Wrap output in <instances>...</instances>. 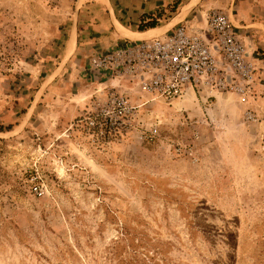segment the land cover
I'll return each instance as SVG.
<instances>
[{"label":"rangeland","instance_id":"374dc122","mask_svg":"<svg viewBox=\"0 0 264 264\" xmlns=\"http://www.w3.org/2000/svg\"><path fill=\"white\" fill-rule=\"evenodd\" d=\"M102 1L0 0V264H264V122L245 117L264 99L133 91L139 130L94 145L78 123L90 55L192 0ZM211 8L263 71L264 0H196L180 23Z\"/></svg>","mask_w":264,"mask_h":264},{"label":"built area","instance_id":"2783aa9c","mask_svg":"<svg viewBox=\"0 0 264 264\" xmlns=\"http://www.w3.org/2000/svg\"><path fill=\"white\" fill-rule=\"evenodd\" d=\"M202 17L205 26L198 30L178 23L162 35L90 55L89 73L99 86L78 123L94 145H110L139 130L142 104L132 101L133 91L170 102L190 93L231 94L245 104L264 99V70L231 13L211 8ZM245 117L264 122V107L261 113L248 107ZM32 189L45 195L43 182L35 180Z\"/></svg>","mask_w":264,"mask_h":264},{"label":"crops","instance_id":"0c3cea01","mask_svg":"<svg viewBox=\"0 0 264 264\" xmlns=\"http://www.w3.org/2000/svg\"><path fill=\"white\" fill-rule=\"evenodd\" d=\"M101 1V0H100ZM104 3H108V0L107 1H102ZM190 2V1H189ZM194 4V3H193ZM193 4L191 6H189V8H187V11L185 10L184 12V15L180 16V13L183 9V7L185 5H187V3L182 7L181 11L178 13V15H176V17H174L172 19L171 22L165 24V25H160L158 27H154V28H149L147 30H144V31H139V30H131L129 29L131 32H133V36H128V35H125L126 37H128L129 41H132V40H139V39H145V38H150V37H153V36H158V35H162L164 33H166L167 31L169 30H172L174 28V26H176L178 23L182 22L183 21V18L185 19L186 16H188L191 12V7L193 6ZM193 12V11H192ZM191 12V13H192ZM232 15V14H231ZM233 16V15H232ZM192 25V30H198L199 28H203L205 26V21L204 20H201V19H198L194 22V24H191ZM116 27L117 29L119 30V27H118V24H116ZM242 30H240L241 32ZM120 32V31H119ZM121 33V32H120ZM122 34V33H121ZM251 36V35H250ZM245 37V36H244ZM247 40L248 38L245 37ZM71 39L76 42V37L74 38V35L71 36ZM249 40H250V37H249ZM248 40V42H249ZM252 40V39H251ZM254 40V39H253ZM252 40V41H253ZM252 41H251V44H252ZM71 42V41H70ZM255 42V41H254ZM250 43V42H249ZM70 45V44H69ZM253 45V44H252Z\"/></svg>","mask_w":264,"mask_h":264},{"label":"trees","instance_id":"16d2710c","mask_svg":"<svg viewBox=\"0 0 264 264\" xmlns=\"http://www.w3.org/2000/svg\"><path fill=\"white\" fill-rule=\"evenodd\" d=\"M160 18H161V15H159V16H154V15L143 16V18L141 19V23L138 26L137 30L144 31V30H147L149 28H154V27L160 26L161 25L159 22Z\"/></svg>","mask_w":264,"mask_h":264},{"label":"bare ground","instance_id":"6f19581e","mask_svg":"<svg viewBox=\"0 0 264 264\" xmlns=\"http://www.w3.org/2000/svg\"><path fill=\"white\" fill-rule=\"evenodd\" d=\"M196 0H192L190 2L187 3V5H185L180 13V16L184 15L185 10L187 11V8H189V6H191ZM119 30L128 36H133V32H131L129 29H127L126 27H124L123 25L119 24ZM74 46V39L71 40V44H70V49H72Z\"/></svg>","mask_w":264,"mask_h":264}]
</instances>
